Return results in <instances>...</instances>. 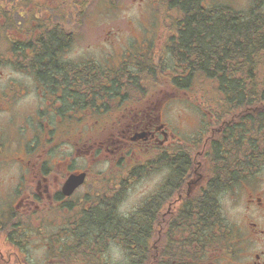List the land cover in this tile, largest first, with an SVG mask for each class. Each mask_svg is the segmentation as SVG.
Segmentation results:
<instances>
[{
	"label": "flooded vegetation",
	"instance_id": "obj_1",
	"mask_svg": "<svg viewBox=\"0 0 264 264\" xmlns=\"http://www.w3.org/2000/svg\"><path fill=\"white\" fill-rule=\"evenodd\" d=\"M43 1L24 0L27 9L15 12L42 15ZM37 18L28 23L36 26L33 36L19 33L16 39H32L37 53L14 56L33 60V68L24 63L20 71L24 80L9 81L0 101V113L9 117L5 123L12 128L9 141L0 132V164L10 166L5 170L14 182L0 198V264H107L102 257L107 249L114 245L127 249L118 232L109 229L129 221L130 247L135 251L137 219H144L148 228L143 264H264V181L246 175L227 188L213 189L210 174L196 160L202 156L207 160L213 139L203 153L193 156L187 175L172 181L169 156L178 154L181 145L165 118L168 85H157L159 74L153 81L148 71L136 69L150 60L157 65L155 57L165 56L163 46L158 55L155 44L134 60L105 70L94 57L69 56L73 38L59 53L41 55L50 32L59 29L60 36L72 35ZM25 21L20 25L16 20L17 29L25 30ZM171 30L170 36H176L177 28ZM49 60L56 61L58 68L47 64ZM172 90L177 96L181 93ZM21 101H32L33 108L19 121L11 111ZM24 125L27 129L22 133L18 128ZM227 125L215 134L227 131ZM200 138L194 140V147L200 146ZM81 174L83 182L66 193L67 181ZM142 176L150 180L145 198L138 206L129 205L128 194ZM239 189L243 196L234 199L242 203L238 219L228 224L215 220L197 237L201 198L212 195L220 205L223 192ZM143 205L146 214L136 215ZM215 216L214 211L210 218ZM92 219L102 222V227L93 226ZM184 237L189 242L180 246ZM187 248L186 255L175 258L178 249L182 253Z\"/></svg>",
	"mask_w": 264,
	"mask_h": 264
},
{
	"label": "trees",
	"instance_id": "obj_2",
	"mask_svg": "<svg viewBox=\"0 0 264 264\" xmlns=\"http://www.w3.org/2000/svg\"><path fill=\"white\" fill-rule=\"evenodd\" d=\"M23 1L0 0V39L9 38L8 50L14 56H31L37 53L38 48L32 39L16 40L17 35L25 33V30H17L10 14L22 7L27 9L29 4L25 5ZM165 2L171 10L181 13V17L176 20L177 35L169 42L168 52L173 65L167 69L161 68L159 61L155 65L150 60L152 62H146V67L136 69L148 71L153 81L155 74H159V80L184 93L198 84L210 85L216 96L212 104L216 108L215 119L226 120L228 130L217 135L208 148L207 159H210L211 166L207 171L210 174L208 182L215 190L227 188L239 182L243 176L254 175L264 165V0H254L248 11L236 10L227 5L208 7L205 0ZM6 6L10 8L7 10ZM60 33L56 29L48 34L49 42L41 45V55L53 56L61 51V46H65L69 38L72 40V37L60 36ZM26 35L29 36L28 33ZM1 52L0 57L3 56ZM23 61L33 68V60ZM40 62L42 64L43 59ZM15 63L18 67L23 65L20 59H16ZM47 64L58 68L54 60L47 61ZM192 165V147L180 146L178 154L176 151L169 156V166L174 176L172 181L179 182ZM218 208L219 201L217 199L215 204L212 195L201 198L197 237L203 236V227L220 220ZM214 211L216 217L211 219ZM145 214V205L136 211V215ZM93 221V226L102 227V222ZM135 224V251L130 247L132 224L129 221H121L119 229L116 226L109 230L116 234L118 232V237H121L128 250V264H143L146 258L144 244L147 222L137 219ZM188 242L184 237L179 245ZM188 252V248L182 253L178 249L175 258Z\"/></svg>",
	"mask_w": 264,
	"mask_h": 264
},
{
	"label": "rangeland",
	"instance_id": "obj_3",
	"mask_svg": "<svg viewBox=\"0 0 264 264\" xmlns=\"http://www.w3.org/2000/svg\"><path fill=\"white\" fill-rule=\"evenodd\" d=\"M49 1L51 0L42 2L41 6L45 10L44 15H40V12H34L35 17H33L32 14L29 16L27 13L15 12L10 16L14 22L16 20L21 22L20 25L26 20L27 24L24 28H26L25 33H28L29 36L36 32V26H28V23L32 24V19L35 21L38 19L37 16L50 22L51 27H64L63 29L73 38L67 54L74 58L94 57L104 63L105 70L108 67L114 69L123 61L134 60L144 54L149 46L155 44H157V55L161 53V47L164 48L163 55L165 56L158 60L160 64L163 63V68L167 69L173 65L171 56L165 49L172 37L170 36L173 32L171 29L176 27V20L181 17V13L171 10L165 0H57L54 4ZM253 3L254 0H205L208 7L227 5L240 11H248ZM46 5L51 7L46 8ZM8 41L9 38L0 39V51L3 52V56L0 57V101L2 102L3 94L8 87L7 83L9 81L20 83L26 76L20 72L22 71L21 67L15 63V54L8 50ZM10 57H13L12 61L9 60ZM22 62L24 64L23 60ZM157 85L164 86V82L159 80ZM164 93L168 95V108L165 117L168 127L175 131L177 144L180 142L181 146H191L192 155L195 156L197 151L202 150L203 141L200 146L194 147V143L189 140L200 137L201 131L204 132L202 125L205 122L209 126L204 127V129L206 128L205 133L208 134L213 126L218 125L223 120L217 121L215 119L216 108L212 107L216 99L215 92L208 83H203V85L198 84L189 92L181 93L180 97L169 86L168 88L165 87ZM32 97L33 95H30L27 98ZM31 108H33L32 101H21L17 107L12 109L11 115L16 120L21 121ZM8 118L5 114L0 113V132L4 134V141L11 138L12 133V128L5 123ZM203 118L205 120L202 123ZM18 129L25 133L27 127L24 125ZM2 133L0 134L2 135ZM14 142H12L13 145H16ZM196 160L203 163V171L207 172L210 166L208 160L210 159L205 160V157L202 156ZM7 167L10 166L0 164V178H2L0 180V198L3 194L8 193L10 186L14 184L10 179V172L5 170ZM104 167H107V164ZM141 178L135 182L133 190L128 194L126 202L129 205L136 204L138 206L145 198L144 192L150 180L143 176ZM253 180L255 182L264 181V165L253 177ZM242 196L241 189L236 193L223 192L219 196V221L222 220L224 224H228L238 219L242 203L236 202L234 199ZM102 257L107 264L129 263L127 249H121L118 245L111 246Z\"/></svg>",
	"mask_w": 264,
	"mask_h": 264
},
{
	"label": "water",
	"instance_id": "obj_4",
	"mask_svg": "<svg viewBox=\"0 0 264 264\" xmlns=\"http://www.w3.org/2000/svg\"><path fill=\"white\" fill-rule=\"evenodd\" d=\"M83 180H84V174H81L79 177H75V176L71 177V179H69L64 186L65 192L70 193L75 187H77V185L82 183Z\"/></svg>",
	"mask_w": 264,
	"mask_h": 264
},
{
	"label": "bare ground",
	"instance_id": "obj_5",
	"mask_svg": "<svg viewBox=\"0 0 264 264\" xmlns=\"http://www.w3.org/2000/svg\"><path fill=\"white\" fill-rule=\"evenodd\" d=\"M259 169V168H258ZM128 181V180H127ZM125 187V186H124ZM57 223V222H56ZM51 224V223H50Z\"/></svg>",
	"mask_w": 264,
	"mask_h": 264
},
{
	"label": "clouds",
	"instance_id": "obj_6",
	"mask_svg": "<svg viewBox=\"0 0 264 264\" xmlns=\"http://www.w3.org/2000/svg\"><path fill=\"white\" fill-rule=\"evenodd\" d=\"M122 255V254H121Z\"/></svg>",
	"mask_w": 264,
	"mask_h": 264
}]
</instances>
